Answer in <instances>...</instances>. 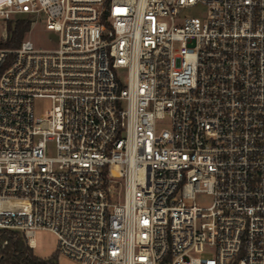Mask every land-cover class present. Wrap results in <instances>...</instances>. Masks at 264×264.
Here are the masks:
<instances>
[{
	"label": "built area",
	"instance_id": "built-area-1",
	"mask_svg": "<svg viewBox=\"0 0 264 264\" xmlns=\"http://www.w3.org/2000/svg\"><path fill=\"white\" fill-rule=\"evenodd\" d=\"M0 229L80 264H264V0H0Z\"/></svg>",
	"mask_w": 264,
	"mask_h": 264
},
{
	"label": "rangeland",
	"instance_id": "rangeland-1",
	"mask_svg": "<svg viewBox=\"0 0 264 264\" xmlns=\"http://www.w3.org/2000/svg\"><path fill=\"white\" fill-rule=\"evenodd\" d=\"M205 8L202 5H195L182 10L181 14L185 17H203ZM33 45L37 48H53L56 46L57 35L51 30H45L43 26L35 24L27 34ZM168 121L165 120L158 124V128H168ZM49 153L54 154L53 144L49 143ZM207 198H199L198 202L206 201ZM34 255L47 258L56 253V237L48 230L38 229L35 231V247L32 249ZM57 255V253H56ZM57 264H80L77 261L69 259L62 255H57Z\"/></svg>",
	"mask_w": 264,
	"mask_h": 264
},
{
	"label": "trees",
	"instance_id": "trees-1",
	"mask_svg": "<svg viewBox=\"0 0 264 264\" xmlns=\"http://www.w3.org/2000/svg\"><path fill=\"white\" fill-rule=\"evenodd\" d=\"M29 26V23H23L16 26L14 32L21 35ZM0 257L9 264H57L56 253L47 258L38 257L26 245L20 233L7 229H0Z\"/></svg>",
	"mask_w": 264,
	"mask_h": 264
}]
</instances>
